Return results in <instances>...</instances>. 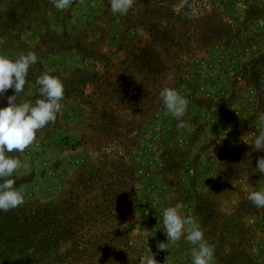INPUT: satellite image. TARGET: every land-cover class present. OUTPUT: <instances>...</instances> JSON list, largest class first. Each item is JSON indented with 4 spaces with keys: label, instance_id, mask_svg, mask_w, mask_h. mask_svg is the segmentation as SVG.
I'll return each mask as SVG.
<instances>
[{
    "label": "rangeland",
    "instance_id": "1",
    "mask_svg": "<svg viewBox=\"0 0 264 264\" xmlns=\"http://www.w3.org/2000/svg\"><path fill=\"white\" fill-rule=\"evenodd\" d=\"M8 4L9 0H0V17L8 12ZM171 15L193 21L186 28L191 35L199 33V39L189 43L180 72L183 79L172 84L188 100L185 127L177 128V121L162 104L144 116L142 123L139 115L122 114L119 124L125 122L124 130L117 127L116 132L103 133L96 122L82 119V113L75 111V99L63 104L55 123L39 130L22 153L9 154L21 160L14 178L15 186L24 190L25 202L15 209L52 204L62 211L75 204L76 213L87 220L79 222L73 237L62 236L43 264H142L152 252L156 264H192L195 246L184 238L170 244L169 250L157 247L167 242L163 212L178 202L181 215L193 218L204 238L215 246L213 264H220L216 249L222 243L217 237L229 224L226 215H236V207L243 202L251 205L249 192L264 189V175L255 172L264 151L252 145L264 128V0H135L126 15L113 14L106 0H73L64 11L51 3L47 18L42 16L34 25L36 33L8 31V40L1 35L0 18L6 53L33 51L38 57L17 102H34V94L39 93L36 79L45 72L62 77L72 73L76 78L71 88L76 90L80 80L74 71H91L94 64L75 51L88 44V39L104 36L105 43L99 47L112 52L127 36L144 35L139 26L137 31L130 30L133 24L147 16L168 23ZM183 24L182 20L176 23ZM171 73L173 79L175 70ZM13 94L10 88L0 95V107ZM101 190L109 197L116 194L118 200L110 204L95 198L102 207L93 210L95 201L88 198ZM209 198L215 207L205 202ZM212 209L217 214H211ZM261 210L254 206L249 215L247 208L240 213L244 230L248 229L242 244L262 264ZM225 243L227 250L229 244L238 242ZM98 247L101 253H96Z\"/></svg>",
    "mask_w": 264,
    "mask_h": 264
},
{
    "label": "trees",
    "instance_id": "2",
    "mask_svg": "<svg viewBox=\"0 0 264 264\" xmlns=\"http://www.w3.org/2000/svg\"><path fill=\"white\" fill-rule=\"evenodd\" d=\"M106 3L109 5V0H106ZM50 4L51 0H9L8 12L2 13L0 17L3 21L1 35L4 40L5 38L8 40L9 32L15 30L36 33L33 27L42 16L47 18ZM148 10L154 14L152 9ZM171 16L173 20L168 23H163L160 18L147 16L143 22L140 20L139 24H133L130 30L137 31L139 26L144 35L141 38L127 36L112 52L99 47L105 43L102 35L94 40L88 39V44L76 48L75 51L84 60H93V68L91 71L81 69L74 71L80 80L75 86L76 90L71 88L76 78L72 73L65 77L58 76L64 84V99L61 103L77 99L75 111L82 113L80 115L82 119L90 118V121L96 122L100 126L99 131L103 133L124 130L125 122L119 124L122 114L139 115L142 123L144 116L163 104L159 96L160 91L165 87L172 88V84L183 79L181 76L183 73L180 72L182 65H186L184 59L190 51L189 43L199 39L198 32L191 35V30L186 28V24L194 25L193 21L183 15ZM181 20L184 24L176 25ZM43 27L48 29V23ZM83 37L88 38L86 35ZM1 42L0 37V53L5 54L7 45L4 46ZM14 42L17 44L18 40ZM98 64L100 67H97ZM172 70H175L173 79L170 78ZM73 94L75 96L72 98ZM37 98L39 93L34 94L33 100ZM85 108L89 109L87 113ZM106 195L108 196L101 190L88 200L99 199L110 204L115 201L113 199L118 200L116 194L112 197ZM210 199L204 200L213 208L215 205ZM91 207L95 210L102 205L95 201ZM253 207L252 204L243 202L236 207V215H226L229 224L224 225V229L218 232L217 237L222 243V246L216 249L220 252V264H261L252 259L248 249L244 248L245 244H242L243 235H246L248 229L244 230L246 223L240 210L247 208L249 215V210ZM78 208L74 204L66 210L59 211L55 205L46 204L0 212V264H43L62 236L73 237L75 234L73 231L78 228L79 222L87 221L86 218L83 219L84 216L76 213ZM197 212L200 215L202 213L199 206ZM255 213L257 214L258 210ZM211 214L217 213L212 209ZM203 226L206 227L207 224L204 223ZM82 230L81 227L80 233ZM84 230L88 232L94 229ZM130 233L128 232L129 235ZM225 241L238 243L229 244L225 250L224 245H227ZM124 243L128 245L129 240H125ZM101 250L102 248H96V253L98 251L101 253Z\"/></svg>",
    "mask_w": 264,
    "mask_h": 264
},
{
    "label": "clouds",
    "instance_id": "3",
    "mask_svg": "<svg viewBox=\"0 0 264 264\" xmlns=\"http://www.w3.org/2000/svg\"><path fill=\"white\" fill-rule=\"evenodd\" d=\"M51 3L57 10L64 11L71 7L73 0H51ZM134 3L135 0H110L111 12L126 15ZM37 60L33 51H21L13 56L0 53V95L10 88L14 90V94L7 97V105L0 107V212H8L25 202L24 190L15 186L14 178L21 160L9 154L22 153L36 140L39 130L55 123L63 108L64 84L58 76L47 72L36 79L39 98L34 102H17V94L24 92L29 69ZM159 96L167 113L177 121V128L185 127L183 118L188 100L170 87L163 88ZM252 145L256 150L264 151V128L254 137ZM255 169L264 175V157L258 158ZM247 199L257 208H264V189L249 192ZM181 209L179 202L165 208L162 224L167 242H159L158 249L169 250L170 244L184 238L195 246L191 251L192 264H213L215 246L204 238L200 225L193 218L181 215ZM142 264H156L153 252Z\"/></svg>",
    "mask_w": 264,
    "mask_h": 264
}]
</instances>
